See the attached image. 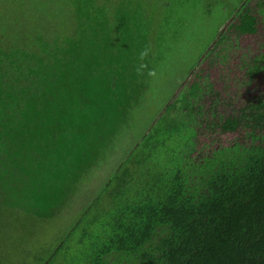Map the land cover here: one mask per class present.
Returning <instances> with one entry per match:
<instances>
[{
	"label": "trees",
	"instance_id": "1",
	"mask_svg": "<svg viewBox=\"0 0 264 264\" xmlns=\"http://www.w3.org/2000/svg\"><path fill=\"white\" fill-rule=\"evenodd\" d=\"M241 10L226 32L264 35V0ZM152 14L149 0H0V262L15 216L61 218L131 120ZM252 62L226 97L209 74L188 81L59 242L24 264H264V51Z\"/></svg>",
	"mask_w": 264,
	"mask_h": 264
},
{
	"label": "rangeland",
	"instance_id": "2",
	"mask_svg": "<svg viewBox=\"0 0 264 264\" xmlns=\"http://www.w3.org/2000/svg\"><path fill=\"white\" fill-rule=\"evenodd\" d=\"M149 2L156 25L153 32L154 60L144 96L134 107L131 120L112 140L98 163L83 177L73 192L70 207L61 218L32 223L29 218L15 216L23 228L15 233H8L12 240L5 239L7 245H4L5 251L1 254L0 264H24L33 252L36 255L42 251L49 252L109 181L131 147L159 118L172 97L187 88L188 81L192 83L198 75L206 77L209 74L211 82L216 83V89L221 90L226 97L224 89H228L230 93L240 91L241 87L248 86L246 79L249 72L260 67L259 62L252 60L255 55L264 51V35L248 36L240 40L237 35L226 32L233 20L239 18V13L243 11L241 9H253L258 0ZM263 32L264 28L261 34ZM220 40L223 41L218 45ZM216 44L219 48L211 51ZM256 82L259 89L264 90L263 75L256 77ZM238 136L240 135L225 134L222 135V140L227 145ZM9 229L12 230V227L9 226ZM13 241H16L14 247ZM8 242L11 247H8ZM32 262L26 264H33Z\"/></svg>",
	"mask_w": 264,
	"mask_h": 264
}]
</instances>
